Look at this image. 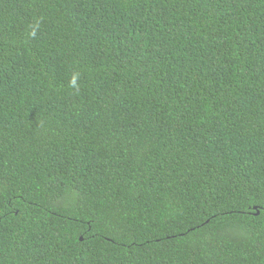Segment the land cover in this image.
Instances as JSON below:
<instances>
[{"label": "trees", "instance_id": "trees-1", "mask_svg": "<svg viewBox=\"0 0 264 264\" xmlns=\"http://www.w3.org/2000/svg\"><path fill=\"white\" fill-rule=\"evenodd\" d=\"M0 264H264V0H0Z\"/></svg>", "mask_w": 264, "mask_h": 264}]
</instances>
